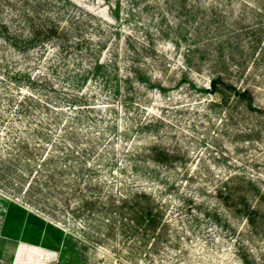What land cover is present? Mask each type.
<instances>
[{
  "label": "rangeland",
  "instance_id": "obj_1",
  "mask_svg": "<svg viewBox=\"0 0 264 264\" xmlns=\"http://www.w3.org/2000/svg\"><path fill=\"white\" fill-rule=\"evenodd\" d=\"M0 264H264V0H0Z\"/></svg>",
  "mask_w": 264,
  "mask_h": 264
},
{
  "label": "trees",
  "instance_id": "obj_2",
  "mask_svg": "<svg viewBox=\"0 0 264 264\" xmlns=\"http://www.w3.org/2000/svg\"><path fill=\"white\" fill-rule=\"evenodd\" d=\"M214 87H215V85H214Z\"/></svg>",
  "mask_w": 264,
  "mask_h": 264
}]
</instances>
